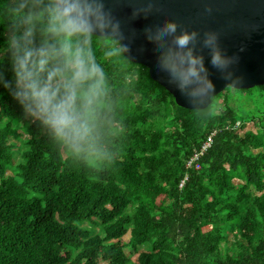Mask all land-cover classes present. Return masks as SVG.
Returning a JSON list of instances; mask_svg holds the SVG:
<instances>
[{
    "label": "trees",
    "instance_id": "obj_1",
    "mask_svg": "<svg viewBox=\"0 0 264 264\" xmlns=\"http://www.w3.org/2000/svg\"><path fill=\"white\" fill-rule=\"evenodd\" d=\"M35 2L0 0L5 80L13 9ZM114 41H93L120 130L99 159L68 155L0 86V264H264V85L183 109Z\"/></svg>",
    "mask_w": 264,
    "mask_h": 264
},
{
    "label": "clouds",
    "instance_id": "obj_2",
    "mask_svg": "<svg viewBox=\"0 0 264 264\" xmlns=\"http://www.w3.org/2000/svg\"><path fill=\"white\" fill-rule=\"evenodd\" d=\"M11 18L5 47L12 77L9 81L0 75V86L68 155L85 161L106 155L114 132L113 103L93 41L98 32L114 36L119 20L104 0H36L16 6ZM160 31L176 33L175 22L167 21ZM195 35L176 34V45L183 48ZM217 40L215 32H208L204 44L210 50V63L227 72L233 58L222 52ZM126 50V45L117 47ZM159 66L185 97H197L214 87L203 56L191 49L162 52Z\"/></svg>",
    "mask_w": 264,
    "mask_h": 264
},
{
    "label": "water",
    "instance_id": "obj_3",
    "mask_svg": "<svg viewBox=\"0 0 264 264\" xmlns=\"http://www.w3.org/2000/svg\"><path fill=\"white\" fill-rule=\"evenodd\" d=\"M117 20L119 30L113 36L98 32L96 37L110 38L126 45L122 51L131 63L148 70L152 81L163 87L177 106L204 110L211 98L226 88L248 90L264 85V0H104ZM167 21H174L176 33L160 31ZM196 35L179 49L175 35ZM215 32L222 52L233 58L227 72L210 63L205 34ZM202 55L208 77L214 87L197 97L188 98L178 91L168 73L159 66V57L168 50Z\"/></svg>",
    "mask_w": 264,
    "mask_h": 264
},
{
    "label": "rangeland",
    "instance_id": "obj_4",
    "mask_svg": "<svg viewBox=\"0 0 264 264\" xmlns=\"http://www.w3.org/2000/svg\"><path fill=\"white\" fill-rule=\"evenodd\" d=\"M223 92H224V91H223ZM229 94H230V93H229ZM230 104L233 105L232 102H231ZM117 129H120L119 126L117 127ZM247 129H248V128H247ZM118 131H120V130H116V131H114V133H117ZM18 149H19V147H18ZM96 231H97V232H100V230H99L98 227H96ZM122 239L124 240V242H127L128 239H129V233L125 234L124 237H123ZM126 253L128 254L129 251L126 250ZM131 257H132V256H131ZM131 257H129V258H131ZM130 261H131V263H135V256H133V257L131 258Z\"/></svg>",
    "mask_w": 264,
    "mask_h": 264
},
{
    "label": "built area",
    "instance_id": "obj_5",
    "mask_svg": "<svg viewBox=\"0 0 264 264\" xmlns=\"http://www.w3.org/2000/svg\"><path fill=\"white\" fill-rule=\"evenodd\" d=\"M210 143H211V137H208L206 142L202 145V151H205L210 146ZM195 168L197 169L198 166H196Z\"/></svg>",
    "mask_w": 264,
    "mask_h": 264
}]
</instances>
